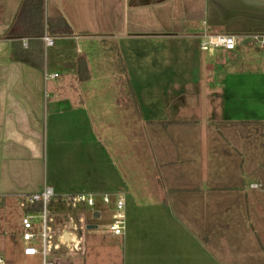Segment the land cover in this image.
<instances>
[{
    "label": "crops",
    "instance_id": "1",
    "mask_svg": "<svg viewBox=\"0 0 264 264\" xmlns=\"http://www.w3.org/2000/svg\"><path fill=\"white\" fill-rule=\"evenodd\" d=\"M24 2L0 0V199L23 207L21 196L46 186L51 206L92 197L94 221L83 205L51 207L69 250L54 255L73 264H264V49L253 38L264 35V0H45L52 47L31 33L43 17ZM48 20L70 33L49 31ZM206 34L235 36L236 47L204 52ZM41 45L42 63L29 60ZM144 46L155 61L182 60L183 71L155 85L166 86L161 107L116 104L120 96L107 94L129 87L134 99V54L145 56ZM69 92L81 94L77 104ZM91 93L117 110L121 134L107 110L93 118ZM120 196L126 225L114 235L99 223ZM99 226L102 263L86 258Z\"/></svg>",
    "mask_w": 264,
    "mask_h": 264
},
{
    "label": "rangeland",
    "instance_id": "2",
    "mask_svg": "<svg viewBox=\"0 0 264 264\" xmlns=\"http://www.w3.org/2000/svg\"><path fill=\"white\" fill-rule=\"evenodd\" d=\"M144 48L147 50V54L145 56H140L137 57V54H134L135 59H134V71L137 74V78H134L135 80L138 79L139 82L141 83H134V99L132 97V94L130 96V88H128L127 91L123 92H118V94H107V95H115L116 98L120 96V101H118L116 104H127L129 101V104H134L135 107V102L137 104H146L148 102H152V104H156V107H161L162 104L167 102V97H166V92H164V87H161L160 90H158L157 85L158 83L163 84V79L164 80H171L172 77L170 76L171 72L173 70L175 71H183V68H181L183 62L182 60H173L170 57L166 56L165 58H160L158 61L154 60V57L151 55L153 51H150V48L147 46H144ZM113 51V50H112ZM210 53V52H209ZM163 66L167 67L165 69H161ZM179 66V67H178ZM174 68V69H173ZM156 74H159L161 76H157ZM163 75V76H162ZM164 77V78H162ZM145 82H148V84H145ZM157 88V91H156ZM73 96V102L74 104H77L80 100V95L78 92H69ZM179 93L177 91H172L170 92V104H178L179 98H174V95H178ZM60 96L62 95L61 93L59 94ZM91 99H90V110L92 112V116L94 119L98 116L95 111H97L100 107L103 108L102 110H107L106 111V119L110 123L108 127L114 129V132L118 135L122 133V129L125 126V121L121 119L117 113V110H114L112 106L106 104V101L104 102L105 99V94H101V99H100V94H94L91 93L89 94ZM183 95V94H181ZM193 95L188 93L187 98L193 99ZM192 97V98H191ZM99 99L98 100H96ZM114 99L113 98H108L107 101L110 102V100ZM130 99V100H129ZM115 101V100H114ZM104 103V104H103ZM150 104V103H149ZM188 104H195L194 102L188 103ZM197 104H200L197 102ZM172 105V114L171 116L173 117L174 114V109ZM101 110V111H102ZM121 110V108L119 109ZM143 113V110H141ZM205 112V111H204ZM96 116V117H95ZM97 122V121H96ZM62 203V202H61ZM63 204V203H62ZM50 204L48 208V216H49V221H48V235H49V244H50V252L57 253L58 255H66L69 253V250L67 249V246H65L63 243L58 242V237L56 234H54V227L56 224H52L50 222V217H51V207H55V210L66 211V205H60L56 204L54 206H51ZM65 206V207H64ZM88 212L87 214L84 213L86 216V219L88 221H94L93 217V209L87 208ZM81 214V213H80ZM24 215V209L21 205V202H15V201H8V200H2L0 199V255L4 257L5 263H13V264H42V259L41 256H36L33 258H22L20 257L21 250H22V245L20 242V237L22 234V226H21V219ZM106 216H109L108 213L104 214V221L100 222L99 224L102 225L104 223L110 224L112 219H109L106 221ZM42 219L40 215H38V218L35 220V232L40 233L42 229ZM102 228L99 226L98 229L93 231V235L96 237H89L86 239V247H88L89 252L87 253V260L88 257L92 260H99L102 263V259H105V253L102 252L100 253V250H97V248H100L103 246L102 243H105V246L108 247V242L103 240V237L98 236V234H101ZM89 232V231H88ZM56 233V232H55ZM86 238V237H85ZM84 239V238H83ZM107 240V239H106ZM39 243H36L34 245L35 248L38 250H41L42 243L41 240L39 239ZM82 245L84 242H81ZM95 246V247H94ZM94 247V248H92ZM92 248V249H91ZM105 248V247H104ZM78 262H82V257L78 256L76 258Z\"/></svg>",
    "mask_w": 264,
    "mask_h": 264
},
{
    "label": "built area",
    "instance_id": "3",
    "mask_svg": "<svg viewBox=\"0 0 264 264\" xmlns=\"http://www.w3.org/2000/svg\"><path fill=\"white\" fill-rule=\"evenodd\" d=\"M253 38L260 43L261 48L264 49V35H254ZM45 47H52L55 42V38L50 36L47 32L41 37ZM236 47L235 36L232 35H211L206 34L200 41V49L204 52L212 51L214 49H223L226 51H232ZM47 78H58V74H47ZM55 197L53 188L46 186L43 190L32 193L29 195L21 196L24 207V215L21 219L22 234V254L26 257L41 256L42 264H73L72 261L64 256H56L55 253L50 252L49 235H48V208ZM104 203H108L109 199L105 197ZM67 207H77L83 205L88 208L95 207V201L92 197L87 195H73L65 196L61 201ZM36 205H41L42 211L26 212L25 209L33 208ZM40 215L42 219V229L40 233L35 232V220ZM126 225L125 214V198L120 196L116 202V211L112 216V221L107 226V231L114 235H123ZM87 228V227H86ZM82 229H85V224ZM41 240L42 247L38 250L34 247L36 243ZM64 240V239H63ZM62 241V240H61ZM61 243H65L62 241ZM0 264H5L4 258L0 255Z\"/></svg>",
    "mask_w": 264,
    "mask_h": 264
},
{
    "label": "trees",
    "instance_id": "4",
    "mask_svg": "<svg viewBox=\"0 0 264 264\" xmlns=\"http://www.w3.org/2000/svg\"><path fill=\"white\" fill-rule=\"evenodd\" d=\"M44 5H45V0H25L24 2V7L25 8H31V16L34 17V13L37 15V21L39 20L38 18L40 17V14L42 15V19H43V28L41 30H37V32H35V30L32 29V32L33 34H44L45 32V28H44V23H45V20H44ZM58 24L61 25L60 29H58L56 31V29L54 30L53 28V23L52 21H47L46 22V25H48V30L49 31H52L53 33H59V34H68L70 33V29L68 27V25L66 24V22L64 20H57ZM30 32V31H29ZM35 52V53H34ZM43 47L41 45L40 48H38L37 50L36 49H33L30 48V50H28L27 52V55L30 57L29 60H32V61H36V63H39L41 64L42 63V60H43ZM26 212H30V211H35L36 213L37 212H40L42 211V207L41 205H36L35 207L33 208H27L25 209Z\"/></svg>",
    "mask_w": 264,
    "mask_h": 264
},
{
    "label": "water",
    "instance_id": "5",
    "mask_svg": "<svg viewBox=\"0 0 264 264\" xmlns=\"http://www.w3.org/2000/svg\"><path fill=\"white\" fill-rule=\"evenodd\" d=\"M89 228H90V227H89ZM66 236H67V235L65 234V238H66Z\"/></svg>",
    "mask_w": 264,
    "mask_h": 264
}]
</instances>
